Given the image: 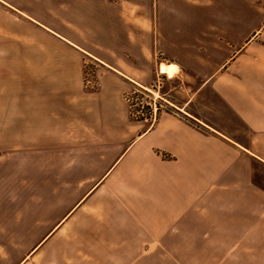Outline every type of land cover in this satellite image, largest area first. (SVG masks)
I'll return each instance as SVG.
<instances>
[{
    "label": "crops",
    "instance_id": "1",
    "mask_svg": "<svg viewBox=\"0 0 264 264\" xmlns=\"http://www.w3.org/2000/svg\"><path fill=\"white\" fill-rule=\"evenodd\" d=\"M3 25L0 264H264V0H0Z\"/></svg>",
    "mask_w": 264,
    "mask_h": 264
},
{
    "label": "rangeland",
    "instance_id": "2",
    "mask_svg": "<svg viewBox=\"0 0 264 264\" xmlns=\"http://www.w3.org/2000/svg\"><path fill=\"white\" fill-rule=\"evenodd\" d=\"M9 19H5L8 22ZM1 28L9 27V25L0 26ZM7 36L0 34V37ZM96 63L90 59H85L83 64L84 85L87 89L93 90L97 87H91V82L98 79L94 73ZM162 88L171 87L175 80L169 79L165 76H158L155 78ZM89 81V82H87ZM194 86L199 85V80L195 77L192 78ZM99 85V84H98ZM132 91V90H131ZM129 92L126 97L130 100V107L135 115L152 117L156 115L159 110L164 108V101L157 97H151L148 92L135 91ZM152 94V93H151ZM153 95V94H152ZM157 95L154 92L155 96ZM137 111H141L137 114ZM12 40L0 39V146L12 143ZM257 170H262V166L258 163Z\"/></svg>",
    "mask_w": 264,
    "mask_h": 264
},
{
    "label": "bare ground",
    "instance_id": "3",
    "mask_svg": "<svg viewBox=\"0 0 264 264\" xmlns=\"http://www.w3.org/2000/svg\"><path fill=\"white\" fill-rule=\"evenodd\" d=\"M177 66L175 64H164L160 63V72H166L167 76H172L176 71Z\"/></svg>",
    "mask_w": 264,
    "mask_h": 264
},
{
    "label": "built area",
    "instance_id": "4",
    "mask_svg": "<svg viewBox=\"0 0 264 264\" xmlns=\"http://www.w3.org/2000/svg\"><path fill=\"white\" fill-rule=\"evenodd\" d=\"M87 82H89V81H87ZM90 84H91V87H97L99 82H97L96 80H93Z\"/></svg>",
    "mask_w": 264,
    "mask_h": 264
}]
</instances>
